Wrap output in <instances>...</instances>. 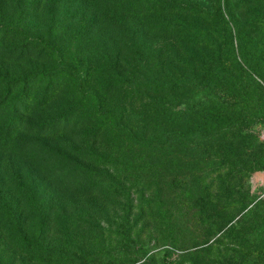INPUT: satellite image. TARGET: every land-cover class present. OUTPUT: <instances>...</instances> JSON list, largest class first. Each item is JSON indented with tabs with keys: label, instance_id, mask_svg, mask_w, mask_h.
I'll list each match as a JSON object with an SVG mask.
<instances>
[{
	"label": "trees",
	"instance_id": "1",
	"mask_svg": "<svg viewBox=\"0 0 264 264\" xmlns=\"http://www.w3.org/2000/svg\"><path fill=\"white\" fill-rule=\"evenodd\" d=\"M148 2L152 5L147 11ZM23 3L24 0H0V205L7 207V192L12 190L6 183L29 201L36 202V183L51 182L59 185V189L72 181L83 185L89 173L95 174L102 168L108 178L106 188L111 190L109 184L116 181L113 176L120 170L149 167L155 172L172 173L167 183L170 187L174 182L172 188L177 192L173 196L181 217L190 210L201 213L210 208L208 202L199 199L201 191L195 185L219 178L218 170L224 162L220 150L207 149L208 144L234 132L243 122L247 125L251 114L264 125V110L257 112L250 108L251 103L241 90V75H233V63L237 64L234 55L225 64L220 61L224 67L217 68L216 63L210 66L209 80L204 83L203 77L198 76L197 53L182 44L179 48L185 53L174 54L175 65L169 63L168 68H163L158 64L154 70L144 65V71L154 73L142 75L140 83L132 80L136 77L131 71L120 73V52L112 50L110 55L103 52L105 63L96 59L94 62L91 55L81 60V52L67 50L64 42L75 35L81 40L82 48L92 50V43L82 41V36L96 35L94 41H97L99 34L105 32L131 44L139 61L137 44H143V39L148 37L142 24L157 35L171 34L187 41L192 38L194 25L188 23V15H174L182 11L175 0H27L26 6ZM34 3L48 14V40L41 34L31 37L24 27L9 21L11 13L21 20L20 14ZM188 11L192 10L186 9L184 13ZM233 17L227 12L224 20L234 25ZM134 19H139L135 26ZM256 22L257 18H253L249 27ZM139 49L141 53L146 51ZM6 64L24 71L10 74ZM121 84H130L132 88L127 85L123 88ZM115 95L117 107L105 109L102 98ZM197 95L205 101L200 109L181 102ZM218 101L230 105L216 104ZM239 102L242 105L235 106ZM227 106L237 114L233 124H225V111L220 108ZM178 154H182L179 160ZM187 154L196 160H185ZM261 160L260 156L256 161ZM20 165H29L27 180ZM96 183L97 180L93 181L89 190L96 189ZM53 195L47 194V188L40 191L41 199ZM247 207L241 204L236 212L241 213ZM5 211L8 218L15 217L12 209ZM212 224L208 237L217 235L229 223L222 220ZM13 228L12 241L34 259L42 251L54 264L78 260L72 253L61 252L56 256L37 241L27 240L19 224ZM203 241L207 243V237ZM171 243L175 245V240ZM210 248L206 246L199 253ZM197 255V252L182 254L178 261L195 264L192 258ZM169 256L166 252L161 264H174Z\"/></svg>",
	"mask_w": 264,
	"mask_h": 264
},
{
	"label": "rangeland",
	"instance_id": "2",
	"mask_svg": "<svg viewBox=\"0 0 264 264\" xmlns=\"http://www.w3.org/2000/svg\"><path fill=\"white\" fill-rule=\"evenodd\" d=\"M26 1L23 6H26ZM175 1L182 11L174 15H188V23L194 25L192 38L188 41L171 34L157 35L148 30V25L142 24L148 37L143 39V44H137V52L141 55L139 61L131 44L105 32L99 34L97 41H94L96 35L82 36V41L92 43V50L82 48L81 40L75 35L65 40V47L70 51L78 49L81 60L83 56L87 58L91 55L92 60L101 63H105L103 52L110 55L112 50H116L120 52V73L124 75L131 71L137 78L132 80L140 83L142 75L147 77L149 72L154 73L148 69L149 72L144 71V65L150 70L158 64H162L163 68H168L169 63L175 65L174 54L181 53L177 56H183L185 53L179 48L182 44L197 53L198 76L203 77L201 81L204 83L209 80L207 69L215 63L217 68L224 67L220 61L225 64L233 54L239 64L233 63V75H241V90L246 93L250 108L257 112L264 110V0ZM151 5L148 2L145 9L148 11ZM186 9L192 11L184 13ZM226 11L234 16V25L226 23ZM20 17L21 20H18L17 15L11 13L9 21L14 26L24 27L31 37L41 34L48 40L46 25L49 19L43 7L31 4ZM253 18H257V22L249 27ZM138 21L134 19L132 24L135 26ZM139 47L146 51L141 53ZM5 68L13 75L24 71L9 64ZM180 70H184V64ZM126 85L132 88L130 84ZM126 85L121 84L123 88H127ZM198 89L200 86L197 84L196 94ZM102 99L105 109L117 107V95ZM184 100H181L184 106L195 110L205 102L199 95ZM239 103L235 106L242 105V102ZM216 104L230 105L223 101ZM220 109L225 111V124H233L231 122L237 116L234 110L228 106ZM247 121V125L243 122L234 132L208 144L207 149L220 150L224 163L218 170L219 178L195 185L201 191L199 199L210 206L201 213L190 210L181 217L173 196L177 192L172 188L174 182L170 187L167 183L172 173L163 170L155 172L149 167H136L127 172H124L126 169L120 170L113 176L116 181L109 184L111 190L106 188L108 178L102 168L95 174L89 173L83 179L86 182L83 185L72 181L64 183L59 189V185L57 187L51 182L44 185L36 183V202L29 201L6 183V187L12 190L7 192V207L0 205V264H54L42 251L34 259L15 245L10 231H15L13 226L18 224L27 240L37 241L56 256L61 252L74 254L78 260L68 264H161L166 252H169L174 264H182L178 256L191 252L198 253L192 258L195 264H264V125L254 119V114ZM181 155L176 156L178 160ZM260 156L262 160L256 161ZM184 159L194 162L196 157L187 154ZM28 168L29 165H20L25 180ZM95 180L96 189L89 190ZM46 188L47 194H55L53 198H40V191ZM241 204L248 207L241 213L236 212ZM2 209H12L15 217L8 218L7 211ZM222 220L229 224L217 235L208 237L210 224L212 228V223ZM206 237L207 243H204ZM173 239L175 245L171 243ZM206 246L211 248L199 253Z\"/></svg>",
	"mask_w": 264,
	"mask_h": 264
}]
</instances>
